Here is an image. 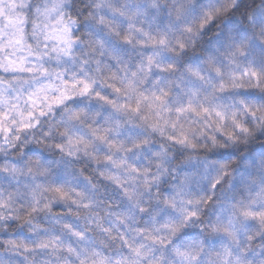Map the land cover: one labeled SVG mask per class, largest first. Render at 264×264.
<instances>
[{"label":"clouds","instance_id":"obj_1","mask_svg":"<svg viewBox=\"0 0 264 264\" xmlns=\"http://www.w3.org/2000/svg\"><path fill=\"white\" fill-rule=\"evenodd\" d=\"M0 264H264V0H0Z\"/></svg>","mask_w":264,"mask_h":264}]
</instances>
